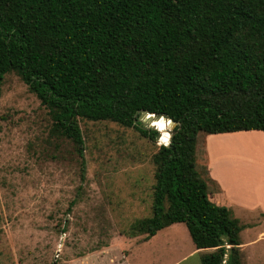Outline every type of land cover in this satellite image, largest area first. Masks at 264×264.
<instances>
[{"label": "trees", "instance_id": "1", "mask_svg": "<svg viewBox=\"0 0 264 264\" xmlns=\"http://www.w3.org/2000/svg\"><path fill=\"white\" fill-rule=\"evenodd\" d=\"M11 73L47 111L55 147L72 146L81 175V120L152 142L160 133L151 216L129 237L180 223L196 250H211L201 264H242L243 226L210 201L195 146L199 133L264 132V0H0V86ZM142 111L167 115L172 135L163 119L158 132L143 127Z\"/></svg>", "mask_w": 264, "mask_h": 264}, {"label": "rangeland", "instance_id": "2", "mask_svg": "<svg viewBox=\"0 0 264 264\" xmlns=\"http://www.w3.org/2000/svg\"><path fill=\"white\" fill-rule=\"evenodd\" d=\"M50 124L35 95L18 76L6 74L0 86V264H66L114 242L111 252L125 239H144L129 233L134 222L151 216V159L164 145L161 135L152 142L132 128L81 120V175L72 146L55 147L48 137ZM205 136L197 135L198 172L205 176L211 159L234 200L243 198L246 182L248 198L264 204V138L211 135L206 149ZM258 181L262 188L256 187ZM225 207L243 226L241 263L264 264L263 217H239L240 209ZM146 244L144 264H201V257L211 252L196 250L180 223Z\"/></svg>", "mask_w": 264, "mask_h": 264}, {"label": "crops", "instance_id": "3", "mask_svg": "<svg viewBox=\"0 0 264 264\" xmlns=\"http://www.w3.org/2000/svg\"><path fill=\"white\" fill-rule=\"evenodd\" d=\"M229 134H232V133H229ZM234 134L235 136L249 135V136H255V137L261 136L262 138H264V132H261V131H246V132L233 133V135ZM216 135H223V134H216ZM208 136H211V135L205 136L206 149H207V137ZM252 164L253 163H250V165ZM253 165H258V164L254 163ZM218 176L214 173L213 160L211 161L210 159V162H207L206 174L205 176L202 175V177L207 179L206 182H207L208 191H209V199L211 202H213L217 206H222V205H224V207L225 206H232V207L235 206L241 211L239 217L241 216V217L247 218L249 217L250 214H255L259 217H263V220H264V204L260 203V201L257 199L252 200L248 198L249 185L246 182L241 192V195L243 198H241L240 201H236L234 200L229 190V187L225 183L226 181L223 178H221V176L219 177ZM258 182H254L256 183V187L258 188V185H259L260 188H262V181H258ZM150 241H151V238L148 240H143L141 238L140 239L128 238L122 242L120 247H117L116 251L111 252L116 247L115 242H114L107 247H103L101 251H96L82 258L71 260L70 262H67L66 264H76V263H79V264H140L141 262L144 264L143 261L146 258H143L144 252L142 249L144 248L142 247L146 246L147 245L146 243ZM114 252H116V255Z\"/></svg>", "mask_w": 264, "mask_h": 264}, {"label": "water", "instance_id": "4", "mask_svg": "<svg viewBox=\"0 0 264 264\" xmlns=\"http://www.w3.org/2000/svg\"><path fill=\"white\" fill-rule=\"evenodd\" d=\"M139 119L141 120V123L143 125V127L145 128H149V127H153V122L155 121H159L161 119L165 120L166 122H170L171 123V129L168 131V133L170 134V136L172 135V130L175 128L176 124L174 122H172L167 115L164 114H150L146 111H142ZM160 137V133L158 134V137ZM229 251V249H227Z\"/></svg>", "mask_w": 264, "mask_h": 264}, {"label": "snow or ice", "instance_id": "5", "mask_svg": "<svg viewBox=\"0 0 264 264\" xmlns=\"http://www.w3.org/2000/svg\"><path fill=\"white\" fill-rule=\"evenodd\" d=\"M160 127H161V128L164 127L163 121H161ZM166 139H167V138L165 137V142H166Z\"/></svg>", "mask_w": 264, "mask_h": 264}]
</instances>
